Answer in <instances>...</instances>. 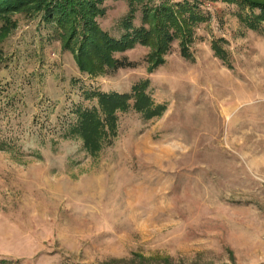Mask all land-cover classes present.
I'll use <instances>...</instances> for the list:
<instances>
[{"label": "rangeland", "instance_id": "374dc122", "mask_svg": "<svg viewBox=\"0 0 264 264\" xmlns=\"http://www.w3.org/2000/svg\"><path fill=\"white\" fill-rule=\"evenodd\" d=\"M194 5L189 27L147 73L79 72L41 14L0 30V264H264V23L240 0H142ZM100 28L119 38L125 0H103ZM185 17H187L185 15ZM3 20L0 19V29ZM223 52L215 55L213 46ZM147 79L160 116L118 114L112 144L91 157L67 134L88 94L128 93Z\"/></svg>", "mask_w": 264, "mask_h": 264}, {"label": "trees", "instance_id": "16d2710c", "mask_svg": "<svg viewBox=\"0 0 264 264\" xmlns=\"http://www.w3.org/2000/svg\"><path fill=\"white\" fill-rule=\"evenodd\" d=\"M128 12L120 20L123 34L119 38L112 37L102 30L96 22L97 17L104 15L101 7L103 0H0V19L3 20L1 32L9 31V15L16 12L41 14L45 24H51L55 37L63 51L73 55L74 62L81 73L90 76L112 73L118 69L134 68L135 62L126 56L115 57L133 49L145 46L150 49L146 55L147 73L154 72L164 64V55L170 44L180 38V54L183 58L191 57L186 39L189 27L200 21L194 5L188 2H162L156 7H142V26L135 27L132 23L135 4L142 0H125ZM250 10H259V15L252 20L245 18V24L252 30H258L264 23V0H240ZM185 15L187 17H185ZM215 55L224 60L223 52L213 46ZM148 80L134 84L128 93L88 94V98L96 99L90 108H76V121L68 127L67 134L78 138L82 148L91 157L112 144L117 135L119 113L133 110L144 120L160 116L165 110L162 105H155L147 92ZM1 90V88H0Z\"/></svg>", "mask_w": 264, "mask_h": 264}]
</instances>
